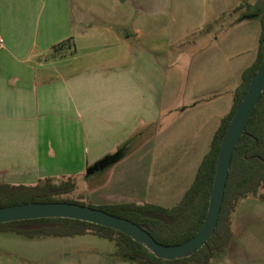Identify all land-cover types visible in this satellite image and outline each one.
<instances>
[{
  "label": "crops",
  "instance_id": "1",
  "mask_svg": "<svg viewBox=\"0 0 264 264\" xmlns=\"http://www.w3.org/2000/svg\"><path fill=\"white\" fill-rule=\"evenodd\" d=\"M244 1L250 8L237 10ZM255 10L264 12V0H0V184L85 177L130 139V153L92 190L95 202L177 204L256 58L261 26L249 17ZM196 41L213 46L198 64L212 84L182 105L176 117L183 122L174 128L168 114L179 77L168 88L171 50ZM168 129L167 138L179 143L176 183L170 180L166 196L144 180L130 185L120 166L134 164L144 176ZM115 182L126 190L107 192ZM243 210L229 245L210 264H234L235 257L264 264V217H245ZM71 238L47 237L59 264H135Z\"/></svg>",
  "mask_w": 264,
  "mask_h": 264
},
{
  "label": "trees",
  "instance_id": "2",
  "mask_svg": "<svg viewBox=\"0 0 264 264\" xmlns=\"http://www.w3.org/2000/svg\"><path fill=\"white\" fill-rule=\"evenodd\" d=\"M244 7L250 8V5L244 1L237 10ZM249 17L258 19L261 26L256 58L242 72L241 82L233 94L232 108L221 119L193 182L181 200L169 208L151 203L132 202L88 206L139 225L164 246L179 245L196 234L206 216L220 142L264 55V12L255 10L253 14H249ZM59 46L53 47L54 52ZM130 143L129 139L120 145L114 154L106 156L114 159L110 165L116 164L130 153ZM74 190L75 182L71 178L58 182L45 179L31 186L0 184V207L37 202L86 205L63 198ZM261 190H264V90L233 152L224 199L214 233L206 244L191 256L166 261L155 257L142 244L114 229L65 218L1 223L0 232L14 233L28 239L93 235L113 243L116 247V255L121 260L135 264H210L213 256L223 252L232 239L231 215L239 201L249 196L264 200ZM146 215H153L159 219L147 218Z\"/></svg>",
  "mask_w": 264,
  "mask_h": 264
},
{
  "label": "rangeland",
  "instance_id": "3",
  "mask_svg": "<svg viewBox=\"0 0 264 264\" xmlns=\"http://www.w3.org/2000/svg\"><path fill=\"white\" fill-rule=\"evenodd\" d=\"M244 13H246V9L242 12L236 13L233 17L238 19L240 16H243ZM173 48L174 49L171 50V60L169 62L170 79L168 88L172 86L171 79L175 78L176 80L177 77H179L177 82L179 83L177 86L179 98L173 102L172 107H176L175 109L178 111L174 109L175 111L173 110L172 116H169L170 113L168 114V119H171L172 122L175 121L172 123L171 127L173 126L176 128L183 122L182 116L176 117L177 114H180L182 105H186V103L192 99V95L209 90L207 87L212 84L210 76L207 75V69H199L198 64L199 60L207 54L206 51L211 50L213 46H211L210 43H207L205 48L204 46H201L200 41H196L194 45L186 44L183 47ZM178 119L179 121H177ZM171 121H168V124ZM169 126L170 125H167L168 128ZM181 134L178 133L176 137L179 138V135ZM170 136H172V129L170 132L168 129L167 133L164 135L165 139ZM172 140L173 142L170 138H167V141L163 146L157 148V155L154 153V158L151 161L149 160L145 166L144 176H139L141 171H139L134 164H124L120 166V168H126L125 171H127V173L124 176L127 178L130 185H139L140 181L144 180V184L148 183V186L154 194H157L156 192H161L160 194L162 196H166L172 185L170 184V180L174 182L176 180L175 176L182 168L181 163L179 164L178 162L177 155H174V152L179 150V143L177 144L176 138ZM113 166L114 165H110L105 169L99 170L85 177L77 178L74 180L75 190L69 195L63 196V198L82 202L86 205L100 206V204L95 202L94 198H96V196L93 195L92 190L104 185ZM130 170L134 174L130 172ZM147 179L149 181H146ZM115 187H117L115 189L116 191H114ZM126 188L127 186L125 183H118V185H116L115 182V184L112 183L111 185H107L106 191L113 193L121 189L126 190ZM173 191L176 190L171 189V193ZM260 193L264 194V190H261ZM248 207H264V200L259 197L249 196L246 199L239 201L235 211L231 215V226L233 221H235V215L239 210L244 209L242 215L245 217L256 215L264 217V209H261L258 213H254L255 210L248 209ZM247 222L250 221L247 220ZM72 240L88 243L89 246L98 248L100 251L116 252V247L113 243L93 235L76 236L72 237L70 242ZM55 247L56 246L53 243H50L47 240V237L28 239L14 233L0 232V264H59L62 261L60 258L61 254L59 256V253L54 251ZM240 261L241 259L239 257L234 258V264H240ZM213 262L215 261L213 260Z\"/></svg>",
  "mask_w": 264,
  "mask_h": 264
},
{
  "label": "water",
  "instance_id": "4",
  "mask_svg": "<svg viewBox=\"0 0 264 264\" xmlns=\"http://www.w3.org/2000/svg\"><path fill=\"white\" fill-rule=\"evenodd\" d=\"M263 90L264 55L256 73L247 87L241 103L237 107L230 120L229 126L222 137L216 158L215 175L208 199L206 216L199 230L189 240L179 245L164 246L159 244L139 225L127 219L116 217L103 210L92 208L88 205L66 202H37L0 207V224L48 218L78 220L114 229L129 236L135 242L142 244L149 252L154 254L155 257L166 261H173L191 256L200 250L214 233L224 199V192L233 152L245 131ZM113 162L114 159L104 157L102 160L89 167L86 171V175L105 169ZM146 217L159 219L153 215H146Z\"/></svg>",
  "mask_w": 264,
  "mask_h": 264
},
{
  "label": "built area",
  "instance_id": "5",
  "mask_svg": "<svg viewBox=\"0 0 264 264\" xmlns=\"http://www.w3.org/2000/svg\"><path fill=\"white\" fill-rule=\"evenodd\" d=\"M2 45V39L0 38V46Z\"/></svg>",
  "mask_w": 264,
  "mask_h": 264
}]
</instances>
